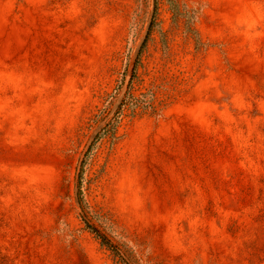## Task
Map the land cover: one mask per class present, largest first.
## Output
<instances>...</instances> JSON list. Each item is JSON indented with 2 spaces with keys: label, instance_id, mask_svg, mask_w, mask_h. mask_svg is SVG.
<instances>
[{
  "label": "rangeland",
  "instance_id": "1",
  "mask_svg": "<svg viewBox=\"0 0 264 264\" xmlns=\"http://www.w3.org/2000/svg\"><path fill=\"white\" fill-rule=\"evenodd\" d=\"M0 264H264V0H0Z\"/></svg>",
  "mask_w": 264,
  "mask_h": 264
},
{
  "label": "trees",
  "instance_id": "2",
  "mask_svg": "<svg viewBox=\"0 0 264 264\" xmlns=\"http://www.w3.org/2000/svg\"><path fill=\"white\" fill-rule=\"evenodd\" d=\"M90 229H92L94 232H97L99 237H102L104 242L108 241V239L106 238V236L104 234H102L94 225H90L89 226Z\"/></svg>",
  "mask_w": 264,
  "mask_h": 264
}]
</instances>
